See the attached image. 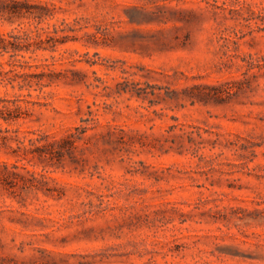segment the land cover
Masks as SVG:
<instances>
[{"label":"rangeland","instance_id":"374dc122","mask_svg":"<svg viewBox=\"0 0 264 264\" xmlns=\"http://www.w3.org/2000/svg\"><path fill=\"white\" fill-rule=\"evenodd\" d=\"M21 1L0 264H264V0Z\"/></svg>","mask_w":264,"mask_h":264},{"label":"trees","instance_id":"16d2710c","mask_svg":"<svg viewBox=\"0 0 264 264\" xmlns=\"http://www.w3.org/2000/svg\"><path fill=\"white\" fill-rule=\"evenodd\" d=\"M7 3H2V6H0V13H8L11 16H20L23 15L25 12L31 11L28 8H25L24 3L21 0H10L5 1ZM40 15V14H37ZM32 37L29 34L22 35H15V34H3L0 33V53L3 55L5 53H8L11 57H16L17 55H20L22 52H29L31 51V46L35 44V42L31 41ZM40 46H37V49ZM1 66V64H0ZM0 70V83H3L4 81H8V83H11L12 78L9 77V72ZM2 101H6L1 99ZM21 111V106L14 104L13 107L3 104L0 106V118L5 121H10L13 118L18 116V112Z\"/></svg>","mask_w":264,"mask_h":264}]
</instances>
